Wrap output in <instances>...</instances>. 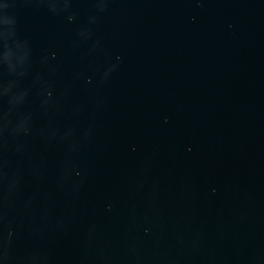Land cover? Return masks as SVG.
<instances>
[{"label": "water", "instance_id": "1", "mask_svg": "<svg viewBox=\"0 0 264 264\" xmlns=\"http://www.w3.org/2000/svg\"><path fill=\"white\" fill-rule=\"evenodd\" d=\"M0 264H264V0H0Z\"/></svg>", "mask_w": 264, "mask_h": 264}]
</instances>
